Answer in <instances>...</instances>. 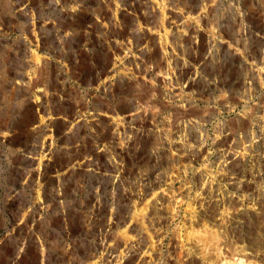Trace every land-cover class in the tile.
<instances>
[{
  "label": "rangeland",
  "instance_id": "rangeland-1",
  "mask_svg": "<svg viewBox=\"0 0 264 264\" xmlns=\"http://www.w3.org/2000/svg\"><path fill=\"white\" fill-rule=\"evenodd\" d=\"M263 198L264 0H0V264L264 248Z\"/></svg>",
  "mask_w": 264,
  "mask_h": 264
},
{
  "label": "bare ground",
  "instance_id": "bare-ground-1",
  "mask_svg": "<svg viewBox=\"0 0 264 264\" xmlns=\"http://www.w3.org/2000/svg\"><path fill=\"white\" fill-rule=\"evenodd\" d=\"M21 4L18 3L16 4L14 7L17 8L19 5ZM6 18L8 20H12L11 19V15L10 13H6ZM14 24V23H13ZM153 36V35H152ZM152 38V37H151ZM46 41V40H45ZM15 54V53H14ZM13 54V55H14ZM203 62V61H202ZM207 60L204 61V66L207 64ZM209 67V66H208ZM182 69V68H181ZM19 74V73H18ZM194 80V79H193ZM201 81V79H198ZM11 81V80H10ZM197 81V79H196ZM127 87V86H126ZM7 105V104H6ZM9 116V115H8ZM129 116H136L135 114H129ZM2 118V117H1ZM132 118V117H131ZM142 121V120H141ZM150 144V143H149ZM235 164V163H234ZM234 166V165H233ZM238 166V165H237ZM234 170V169H233ZM238 170V169H237ZM240 171V170H239ZM91 172V171H90ZM66 175V174H65ZM249 185V184H248ZM238 186V185H237ZM249 187V186H248ZM234 188V187H233ZM207 189V188H205ZM245 189V188H243ZM259 192V191H258ZM214 196V195H213ZM215 197V196H214ZM207 198V197H206ZM213 198V197H212ZM209 199L207 200V207L205 208L206 210L201 212L200 215V221L197 224L202 223V221L204 222H208L209 225H213L214 227H223L225 226V222H223V220H221V218L218 217L219 215V207L220 204L217 200H213V199ZM241 199V198H240ZM264 199V198H263ZM262 199V200H263ZM227 202L233 204L234 206H239L241 205V200L237 199V198H233L230 197L229 199L227 198ZM244 203V202H243ZM223 204V203H222ZM260 206L258 207L259 209H261V211L259 212L254 211L252 212V216L255 217L258 222H260V225H264V201H260ZM156 207V206H155ZM243 211V210H242ZM253 211V210H252ZM249 212L250 211H246L245 212V216L249 217ZM158 213V212H157ZM171 213V212H170ZM235 215L232 216L231 218H229V220H227L228 222H230V225H232V229L234 231H237L235 233H237V238H236V242H240L242 241V243L244 244V246H240L238 244H236V246L232 245V242H227L224 240H220L217 243H213L211 244V241H209L208 247L209 250H203L201 251L199 248H196L195 251H186L185 253H183V257L182 258H175V257H171V259H169L170 263L169 264H235V260L238 261L236 264H255L257 263L258 260H264V248H262L261 245H259L258 243V238H255L253 240H246V236H244V234H242L243 232H239L237 230V226L233 227V225H235L237 223V218L239 217L238 213H234ZM244 216V214H243ZM246 217V219H247ZM170 218L169 220H171L172 217V213L170 215H168L167 219ZM227 219V218H225ZM240 220V219H239ZM226 221V220H225ZM158 222V221H156ZM241 224V223H240ZM239 224V225H240ZM259 227V226H258ZM262 227V226H261ZM241 229V228H239ZM259 232V231H258ZM106 233V232H105ZM194 235V234H193ZM233 235V234H232ZM248 235V234H246ZM221 236V235H220ZM231 236V235H229ZM177 237V236H176ZM209 237V236H208ZM251 237V236H250ZM174 238V237H173ZM205 239V238H204ZM229 239V238H228ZM231 239V238H230ZM251 239V238H250ZM261 239V238H259ZM170 240V239H169ZM216 240V239H215ZM260 241V240H259ZM171 242V241H170ZM169 242V243H170ZM174 242V241H173ZM205 242H208L207 240H205ZM263 242V240H262ZM172 243V242H171ZM176 244V242L174 243ZM173 244V253H179L176 252L177 251V246ZM234 244V243H233ZM235 245V244H234ZM111 246V245H110ZM182 246V245H181ZM264 246V245H263ZM203 249V248H202ZM115 251V250H114ZM204 251H206L205 253H203ZM110 252H113V250H110ZM180 253V254H182ZM178 255V254H177ZM180 256V255H179ZM239 256V257H237ZM169 257V256H168ZM177 257V256H176ZM170 258V257H169ZM142 259V258H141ZM143 262L145 261L144 259H142ZM259 264V263H258Z\"/></svg>",
  "mask_w": 264,
  "mask_h": 264
}]
</instances>
